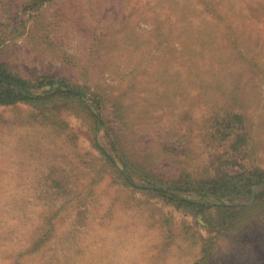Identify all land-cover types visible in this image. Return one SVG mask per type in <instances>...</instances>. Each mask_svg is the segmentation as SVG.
Returning <instances> with one entry per match:
<instances>
[{"label": "rangeland", "instance_id": "374dc122", "mask_svg": "<svg viewBox=\"0 0 264 264\" xmlns=\"http://www.w3.org/2000/svg\"><path fill=\"white\" fill-rule=\"evenodd\" d=\"M30 2L0 0V63L98 94L136 167L201 174L210 117L232 112L264 168V0ZM83 100L0 106V264H194L201 220L107 161ZM244 226L210 264H264V205Z\"/></svg>", "mask_w": 264, "mask_h": 264}, {"label": "trees", "instance_id": "16d2710c", "mask_svg": "<svg viewBox=\"0 0 264 264\" xmlns=\"http://www.w3.org/2000/svg\"><path fill=\"white\" fill-rule=\"evenodd\" d=\"M50 1L31 0L28 9H38ZM62 97L79 102L89 100L94 107L93 141L109 163L121 171L129 170L133 175L134 171L140 172L144 183L153 186L143 190L201 220L202 249L194 264H210L215 239L233 232L242 233L246 229L244 224L250 209L264 205V168L251 161L253 152L242 114L215 113L210 117L205 133L207 142L212 145L208 156L210 161L201 174L182 171L176 176L163 177L147 168L136 167L126 152L119 148L115 127L101 120L104 102L98 94L88 95L83 90L70 88L66 79L55 76L45 75L33 81L0 63V106L20 102L48 103ZM83 104L90 109L85 101ZM101 130L112 140L113 149L110 151L98 138L97 133ZM126 177V182L131 183ZM206 232L214 235L205 237Z\"/></svg>", "mask_w": 264, "mask_h": 264}, {"label": "water", "instance_id": "95a60500", "mask_svg": "<svg viewBox=\"0 0 264 264\" xmlns=\"http://www.w3.org/2000/svg\"><path fill=\"white\" fill-rule=\"evenodd\" d=\"M146 187H148V188H153V186H146Z\"/></svg>", "mask_w": 264, "mask_h": 264}]
</instances>
